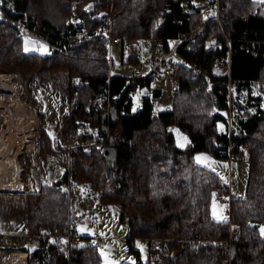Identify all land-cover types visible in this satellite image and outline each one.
<instances>
[{
	"label": "trees",
	"instance_id": "16d2710c",
	"mask_svg": "<svg viewBox=\"0 0 264 264\" xmlns=\"http://www.w3.org/2000/svg\"><path fill=\"white\" fill-rule=\"evenodd\" d=\"M213 2L0 0V72L67 75L68 106L58 133L67 145L69 168L56 181L41 184L36 191H23L28 234L38 228L59 235L65 232L72 198L60 185L69 172L73 180L98 191L101 204L118 206L120 221L125 219L129 227L128 244L136 238L147 241L149 259L137 264H264L260 232L264 226V108L260 116L239 121L232 129V152L238 145L248 147L247 174L242 196L229 202L226 221L210 214L213 191L225 193L226 188L216 172L195 160L197 152L227 157L222 153L226 134L216 129L218 122L225 127V98L206 78L217 79L212 65L226 54L225 46L206 48L210 39H223L206 16ZM219 5L223 33L231 39V80L240 88L264 83L260 7L252 0H219ZM74 16L79 23L72 21ZM108 20L111 36L154 40L164 53L170 40L190 37L174 53L181 60L171 65L177 87L170 110L155 112L157 89L141 96L134 109V94L149 89L154 75L110 73ZM21 30L36 31L51 45L65 46V52H26ZM130 60L137 63L134 56ZM36 115L43 122V114ZM36 149L37 155L53 156L65 148L53 149L46 131L38 127ZM106 149L112 152L107 155ZM230 228L238 232L231 250L212 242L227 237ZM151 238L161 241L151 247ZM129 249L137 256L135 249ZM19 251L26 253V264H46L47 257L52 264H100L96 247L87 244L70 248L64 242H51L33 251Z\"/></svg>",
	"mask_w": 264,
	"mask_h": 264
},
{
	"label": "rangeland",
	"instance_id": "374dc122",
	"mask_svg": "<svg viewBox=\"0 0 264 264\" xmlns=\"http://www.w3.org/2000/svg\"><path fill=\"white\" fill-rule=\"evenodd\" d=\"M190 1L194 3L197 0ZM210 11L211 9L208 13H210ZM72 21L76 24L80 22L76 16L72 18ZM21 32L24 38V50L25 47L29 49L26 52H36L42 55L50 53L49 45L51 44L46 36H43L36 31L21 30ZM133 40L136 39H132L131 41L126 40L128 41L127 45L128 47H136V50L143 58L141 62L143 72H147L149 68L148 60L151 52L152 41L150 42V40L147 39L138 41L141 42L142 45L139 49ZM41 46H43V49L46 50H43ZM124 53V58L121 60L120 44L114 43L110 45L108 55L111 58V63L109 64L111 74L130 76L133 67L138 64V62H131L130 58L133 56L135 57L136 54L132 53L130 49H126ZM170 59L171 60H169L168 63L169 68H171L173 63L181 60V58L175 54H173ZM192 71L194 72L195 70ZM0 73H4V75H0V130L4 131L3 135L0 137L1 151L7 155L8 152L16 146L18 141L26 135V143L23 145V148L18 155V158H21V163L17 158V161L20 164V171L17 174L18 183L15 186L0 183V185L4 186L0 187V191L3 192V195H0V205L4 203L6 206L8 204L14 205L17 202L14 197L12 198L7 195L16 192L7 191H19L23 186L22 181L24 182L23 191H33L41 184H50L51 182L59 179L67 169L65 159L68 153L67 145L61 141L58 133V128L61 124V117L66 112L68 106L66 97L67 75L65 72L57 71H45L38 73L25 72L22 74H15L12 72ZM168 78L169 80L165 82L163 80L165 78L158 77L150 87H163L161 98L156 100L155 111H165L170 110L171 108V98L177 87V82L176 86H174L172 82V79H174L173 76ZM150 88L143 89L134 94V109L139 107L141 96L150 95ZM10 89L11 91H9ZM30 102L34 103L33 106ZM28 106L32 109V118H28L24 114V109ZM37 112L43 114V122L38 120L36 115ZM5 119H7L6 123H4ZM29 123H32V132L28 130ZM38 127H43L46 131L48 137L51 139L53 149L57 150L58 146H62L65 148L64 151H59L53 156L37 155L36 148ZM216 129L217 131H224L225 127L220 124L217 125ZM208 154V152H198L195 155V160L198 156L207 157L209 156ZM203 163H206L205 160H202L199 164L203 166ZM206 165L207 164H205V166ZM231 166L233 169L231 173L234 180V162H231L230 170ZM221 169H223L226 177L228 164L224 163ZM222 178L224 179V176H222ZM8 180L10 181L11 178ZM76 182L79 192L75 197H72L69 215L75 221L76 231L81 237V245L95 242L94 245L96 246V243L97 245L100 244L101 240L94 237L104 236L108 238L105 240L104 246H96L100 257V264H105V258H107L110 264H120V262L136 264L138 256L142 263H145L148 258V245L146 240L136 238L128 244L126 240L116 239L120 235L125 236V238L129 236L127 221L125 219L120 221L119 219L118 206L101 204L97 199L98 191L93 190L78 181ZM23 191L16 193L19 195L23 194V197H19V199L22 200L19 201L22 206L25 200ZM220 195L225 194L218 193L217 189L213 191L210 203V214L211 217L216 220L226 221L229 216V202L227 199L222 203L219 202L218 198ZM0 215V229H5L7 231H11L13 229L14 231H18L17 233H22L21 231L25 229V223H20L19 221L16 222V220L11 221L8 219L9 211H2L0 212ZM49 241L63 242L60 239L42 241L39 238L28 237L26 240L20 242L4 241L0 244V251L7 253L13 250L19 251L21 248L33 251ZM130 247L139 251L138 256H136L129 249ZM102 252L104 255H101Z\"/></svg>",
	"mask_w": 264,
	"mask_h": 264
},
{
	"label": "built area",
	"instance_id": "2783aa9c",
	"mask_svg": "<svg viewBox=\"0 0 264 264\" xmlns=\"http://www.w3.org/2000/svg\"><path fill=\"white\" fill-rule=\"evenodd\" d=\"M219 0H214L213 8L210 13H207V18H210L214 21L217 26V29L220 31L223 39H210L206 45V48L221 49L223 46L226 47V54L215 60L212 65L211 73L217 76L216 80H207L209 86L218 87L219 92L224 95L225 98V109L222 112V117L225 123L224 134H226L227 144L226 149L222 151L223 154L227 155L228 159L236 158L239 161H245L248 154V147L245 145H238L236 153H233L234 143L231 141L232 129L239 121H244L251 119L253 117L260 116L261 110L264 108V104L261 98L262 92L264 90V83H255L249 84L247 87L238 86V83L232 81L230 78V68H231V58H230V43L231 39L227 38L223 33V23L224 20L219 17ZM107 33H108V47L114 43H119L121 46V56L124 58V51L130 49L132 53H135L137 65L133 67L131 76L133 77H145L147 75L160 76L164 75L167 77L172 76V70L168 67L170 57L176 52L178 47L190 37L181 36L178 39H173L169 41V50L163 52L161 50V45L159 42L152 44L151 53L152 61L147 72H143V66L141 64L143 58L140 53L136 50V47H128L126 40H121L118 37H113L110 35V21L107 22ZM51 50L58 51L60 53L65 52V46L59 48L55 45H49ZM161 52V53H159ZM108 63H111V58H107ZM111 77V76H110ZM220 77H225L224 80H220ZM224 125L223 123L218 122L217 125ZM122 138H117V142H122ZM222 145V143H220ZM69 166L67 167V169ZM61 189L66 193L68 198L75 197L78 194V185L75 180L72 179L71 174L68 172L66 177L61 182ZM225 195H220L218 200L225 201L226 199L230 202L234 199V195L230 192V187L227 186ZM75 221L69 217L68 222L65 225V232L61 235L51 232L49 228H38V231L30 235L27 232L17 233V232H0V244L4 241L8 242H20L26 240L28 237L39 238L42 240H62L70 248H77L81 244V237L74 231ZM238 235V232L235 228H230L228 236L222 239L212 240L213 243L218 245L220 248H227L231 250L232 240L235 236ZM125 239V237H122ZM161 241L159 238H151L148 240L151 247H155L156 244ZM190 240H187L182 246H186Z\"/></svg>",
	"mask_w": 264,
	"mask_h": 264
},
{
	"label": "crops",
	"instance_id": "0c3cea01",
	"mask_svg": "<svg viewBox=\"0 0 264 264\" xmlns=\"http://www.w3.org/2000/svg\"><path fill=\"white\" fill-rule=\"evenodd\" d=\"M252 1H254L258 5V7H260V11L264 15V0H252ZM133 41L135 42L136 46L139 49L142 47L141 42H138V41H142V40H133ZM150 42H151V44H153V42H155V41L154 40H150ZM150 46H149V49H150ZM144 47H145V45H144ZM151 61H152V53L150 52V56H149V60H148L149 66H150ZM158 77L159 78L160 77L161 78H165V79H163L165 82L167 80H169V78L167 76H164V75H162V76L161 75L160 76H155L154 79H153V81L151 82V85L154 83L155 79L158 78ZM172 82H173V85L176 86V81L174 79H172ZM162 88L161 87H159V88L158 87H155V88H150V89L151 90L152 89L160 90V96L158 97V99H160L161 98V95H162ZM166 88H167V86H166ZM158 99H156V100H158ZM261 99L264 102V90L262 92ZM156 100L154 102V110H155ZM155 112L157 113V112H160V111L156 110ZM197 153H195V155ZM208 153H209L208 154L209 156H207V160H205L206 163H203L204 164L203 166H205V164H207L205 167L211 169L212 171L216 172L219 175L220 181H221V187L222 188H227V186H229L230 187V190H231V193L234 195L235 198H238V197L242 196V194H243V188H244V183H245V180H246V174H247V164H246L247 162L246 161H239L236 158L228 159L227 157H224L222 155L218 157V156H215L213 153H210V152H208ZM231 162H234V171H235V178H234V180H233V175L231 173V171L233 170L232 169V166H231V170H230V164H231ZM224 163H227L228 164V172H227V176L226 177H225V173H224L223 169H221ZM210 166H212V167H210ZM222 176H224V179L222 178ZM22 184H23V186H22V188L19 191H7V192L20 193L24 189V182L23 181H22ZM0 187H4V186L3 185H0ZM35 190H37V189H34L33 191H35ZM217 191H218V193H222L221 192V189H217ZM16 193H10V194H7V195L8 196H11L12 198L14 197L17 200L18 203L16 202L14 205L8 204L6 206H5L4 203H2L0 205V212H2V211H4V212L7 211L8 212L9 211V218H8L9 220H11V221L12 220H16V222L19 221L20 223H25V229L23 231H21L22 233H24V232H27L26 231V218H25V213H24L23 206H21V202L19 203V201H22L21 199H19V197H23V194L22 195H19V194H16ZM0 195H3V192L2 191H0ZM219 202H221V201H219ZM222 202H224V201H222ZM21 209H22V212H21ZM74 230L77 233L75 225H74ZM0 232L6 233V232H18V231H14L13 229L11 231H7L5 229H0ZM122 237H123V235L122 236L120 235L116 239L126 240V238L123 239ZM94 238H98V239L101 240L100 241V244L97 245V243H96V246H99V247L104 246L105 240L108 239L107 237H104V236H98V237H94ZM49 243H51V242L49 241L48 243H44L39 248H43L46 245H48ZM94 243L95 242H91L92 245L91 244H87V245L95 246ZM135 250L137 251V256H138V252L139 251L137 249H135ZM149 251H150V249L147 246V255H148L147 260L149 259ZM138 262L142 263V261L140 260L139 256H138V259H137L136 264ZM120 263H123V262H120ZM46 264H52L49 257H47ZM126 264H129V263H126Z\"/></svg>",
	"mask_w": 264,
	"mask_h": 264
},
{
	"label": "bare ground",
	"instance_id": "6f19581e",
	"mask_svg": "<svg viewBox=\"0 0 264 264\" xmlns=\"http://www.w3.org/2000/svg\"><path fill=\"white\" fill-rule=\"evenodd\" d=\"M24 114L28 118H32V109L28 106L24 109ZM7 122L5 119L4 123ZM31 122V121H30ZM11 126V125H10ZM32 123L28 124V130L32 132ZM4 131L0 130V137ZM24 135L14 146V148L5 155L0 148V183L15 186L18 183L17 174L20 171V164L17 161L18 155L26 143ZM11 178L9 181L8 179ZM0 264H26V253L22 251H9L3 253L0 251Z\"/></svg>",
	"mask_w": 264,
	"mask_h": 264
},
{
	"label": "snow or ice",
	"instance_id": "6c2138e0",
	"mask_svg": "<svg viewBox=\"0 0 264 264\" xmlns=\"http://www.w3.org/2000/svg\"><path fill=\"white\" fill-rule=\"evenodd\" d=\"M27 43V42H26ZM43 49V46H41ZM29 49L27 47H25V51H28ZM46 50V49H43ZM202 160H207V157H196V161L197 163H200ZM215 214V213H214ZM260 232L262 235H264V226L260 227ZM101 255H104V253L102 252ZM105 264H110V262L107 260V258H105Z\"/></svg>",
	"mask_w": 264,
	"mask_h": 264
},
{
	"label": "water",
	"instance_id": "95a60500",
	"mask_svg": "<svg viewBox=\"0 0 264 264\" xmlns=\"http://www.w3.org/2000/svg\"><path fill=\"white\" fill-rule=\"evenodd\" d=\"M112 152V149H106L105 153L109 155Z\"/></svg>",
	"mask_w": 264,
	"mask_h": 264
}]
</instances>
